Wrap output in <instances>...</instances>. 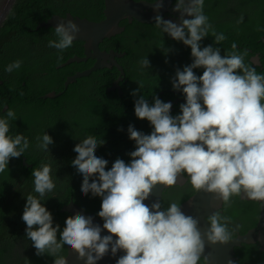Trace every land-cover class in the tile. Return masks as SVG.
I'll return each mask as SVG.
<instances>
[{"label":"clouds","instance_id":"9594fccd","mask_svg":"<svg viewBox=\"0 0 264 264\" xmlns=\"http://www.w3.org/2000/svg\"><path fill=\"white\" fill-rule=\"evenodd\" d=\"M151 4L158 13L164 0ZM203 8L204 0H176L173 11L180 13L179 23L159 14L153 18L162 33L190 46L194 58L183 70L177 68L172 80L173 89H182L185 94L180 114L171 115L172 103L158 96L151 105L144 96L136 99V117L147 119L153 128L145 134L128 126L129 139L136 145L128 153V163L117 158L109 168L108 160L96 152L104 139L88 136L74 146L77 155L71 164L83 176L82 194L91 192L102 197L97 213L104 221L102 228L82 213L68 216L62 231L58 224L53 226L52 213L41 203L56 187L51 167L44 164L32 170L39 198L26 197L22 220L36 255L47 253L55 257L54 264H67L59 255L67 245L84 264H97L109 252L115 257L118 251L124 254L116 264H199L203 258L208 264L198 219L182 212L177 202L166 209H162L160 200L151 206L144 203L157 186L175 187L185 175L193 189L215 193L225 206H231L232 198L239 196L264 208V73L258 74L255 67L245 63L248 50L237 51L236 43L232 44L233 51L223 56L219 47L201 48L200 42L210 29L216 43L226 39L212 29ZM54 29L57 39L50 40L48 47L61 53L73 45L80 31L72 19L61 20ZM140 64L146 69L151 66L147 57ZM20 66L17 60L5 71ZM196 68H203V74L197 76L193 71ZM16 119L10 108H6V117L0 118V173L8 169L10 159L19 158L29 148L23 134L9 135V121ZM37 139V146L49 151L52 137L45 132ZM207 220L210 227L204 235L208 242L227 243L236 237L229 229L231 218L220 211ZM103 229L109 234L101 236ZM258 245L259 251H264ZM241 246L235 247V264H239L236 248Z\"/></svg>","mask_w":264,"mask_h":264},{"label":"trees","instance_id":"16d2710c","mask_svg":"<svg viewBox=\"0 0 264 264\" xmlns=\"http://www.w3.org/2000/svg\"><path fill=\"white\" fill-rule=\"evenodd\" d=\"M104 7V0H17L0 30V118L6 117V106L14 110L17 119L9 121V135L20 133L29 140L25 153L10 159L8 169L0 173V264L54 262L55 257L47 253L36 255L25 233L22 214L26 197L33 195L39 198L34 191L32 170L44 164L51 167L56 187L41 203L52 213L53 226L58 224L60 231L65 227L66 218L71 216L62 208L71 200L98 216L102 197L93 196L91 192L82 194L83 176L71 164L77 155L73 151L74 146L88 136L95 137L97 141L104 139L105 143L99 145L96 152L108 160L109 168L117 158L130 162L128 153L135 150L136 145L129 139L128 126L133 125L145 134H150L153 128L147 119L136 117L135 100L144 96L151 105L154 96L162 97L163 102L174 98L171 90L177 68L183 70L193 62L190 46L162 33L155 22L148 24L134 20L129 23L123 20L120 25L125 27L124 31L100 44L107 50L115 44V50L126 52L125 57L117 58L125 72L119 83L121 91L108 90L120 75L113 67L99 69L77 79L60 96L44 98L51 91L63 90L67 76L89 68L94 60L59 67L72 56H83V42L73 41V45L61 53L48 47L50 40L57 39L55 29L37 26L53 15L65 17L68 13L100 21L104 17ZM203 11L215 33H222L226 39L216 43L210 29L209 35L200 42L201 48L208 45L219 47L223 56L231 53L232 44L236 43L237 51L248 50L245 63L255 67L258 74L264 73V0H204ZM147 43H150V51L145 57L151 65L148 69L140 66L138 54L142 51L140 45ZM143 48L147 49V46ZM256 54L260 64L253 61ZM17 60L21 61L18 69L5 71ZM193 71L200 76L204 69ZM136 89L139 91L133 95ZM177 101L170 110L173 116L180 114L179 106L186 102L184 99ZM45 132L53 139V143L48 145L49 151L37 146V138ZM195 191L190 182L166 189L161 200L162 209L171 202L182 204ZM248 204V200L233 197L231 206L224 205L221 214L240 220L237 209L242 206L248 208ZM256 221L257 217L242 225L240 232L245 233ZM230 231L236 234L234 230ZM236 250L239 264H264V251H259L256 245L243 244ZM66 254L65 245L59 255L65 257ZM199 264H204L203 259Z\"/></svg>","mask_w":264,"mask_h":264},{"label":"water","instance_id":"95a60500","mask_svg":"<svg viewBox=\"0 0 264 264\" xmlns=\"http://www.w3.org/2000/svg\"><path fill=\"white\" fill-rule=\"evenodd\" d=\"M17 0H0V30L7 19L12 7ZM105 7L103 10V19L100 21H92L87 18H81L79 16H73L68 13L65 17L60 15H53L47 21L39 23L37 28H55L57 23L63 20L66 22L68 19L74 20L80 27V31L76 34L74 41L83 42V56L75 55L70 57L64 63L60 64L59 67H64L72 63L87 62L89 59L94 60L93 64L82 71H77L74 74L67 76L64 82V89L60 92L51 91L50 93L44 95V98H55L62 95L65 90L69 87L71 83L77 81V79L90 75L92 72L104 68L116 67L120 72L119 77L113 82V84L108 88L109 91L120 89L119 83L124 79V68L117 61V58L124 56L125 53H120L118 51L102 50L100 49V44L106 38H111L117 34L124 31L125 27L120 25V22L127 20L132 23L134 20L140 23H153L155 15H162L166 20H172L175 23H179L180 13L173 11L175 4L174 0H164L163 7L160 11L154 12L150 1L146 0H104ZM185 18L190 19L192 17L185 16ZM254 63L260 64L259 55L253 58ZM185 100V99H184ZM171 102V101H168ZM172 103V102H171ZM6 106L4 110L7 108ZM188 181V177H185L177 183V185H184ZM176 185V186H177ZM169 187L157 186L153 190V195L150 199L145 200L144 203L151 206L156 200H162L163 194ZM247 199V198H246ZM181 211L186 215H192L194 218L198 219V228L200 229L202 236L205 240V250L203 255L208 257V264H228L229 260L232 264H235L237 259L235 255V247L241 246L242 244L260 243L262 249H264V230L252 229L245 234L237 235L232 241L227 243L217 242L215 244L207 241L206 232L207 228L210 227V222L207 217L215 211L222 212L223 202L217 198L215 193L201 191H195L188 200L180 204ZM62 211H66L72 215L82 213L86 216H91L93 218V223L103 226V220L93 213L87 212L83 207L78 205L74 201H70L66 204ZM264 218V212L262 213ZM261 222V221H260ZM259 231V232H258ZM106 229L101 231V236L108 235ZM115 239V237H114ZM67 246V245H66ZM123 251H118L116 256L113 257L109 252L108 255L104 256L103 259L99 260L97 264H116V260L123 255ZM67 264H84V261L78 260L76 254L67 246V254L64 257ZM203 258V256L201 257ZM204 259V258H203ZM48 264H54L48 263Z\"/></svg>","mask_w":264,"mask_h":264},{"label":"flooded vegetation","instance_id":"af4514ba","mask_svg":"<svg viewBox=\"0 0 264 264\" xmlns=\"http://www.w3.org/2000/svg\"><path fill=\"white\" fill-rule=\"evenodd\" d=\"M175 2H176V0H174L173 1V4H175ZM149 44L150 43H147V44H145V45H140V47L142 48V51L140 52V53H138L139 54V56L141 57V60L143 59V58H145V54H147L149 51H150V47H149ZM114 46H115V44H112V48L111 47H109L108 49L109 50H107V49H103V48H101V45H100V49H102V50H106V51H110V50H114V51H117V50H115V48H114ZM147 46V49H144L143 47H146ZM119 52V51H118ZM120 53H125V55H126V52L124 51V52H120ZM138 54H136V55H138ZM256 55H258V54H256ZM255 55V56H256ZM254 56V57H255ZM125 57V56H124ZM253 57V58H254ZM132 58V57H131ZM131 58H130V60H131ZM90 60V59H89ZM129 60V61H130ZM140 60V61H141ZM187 60V63H189V60L188 59H186ZM118 62H119V60H117ZM128 61V62H129ZM127 62V63H128ZM132 62H136L137 63V61H132ZM120 64H121V62H119ZM122 65V64H121ZM128 65V64H127ZM123 66V65H122ZM140 66H141V64H140ZM176 67V66H175ZM124 68V67H123ZM87 69V68H86ZM85 70V69H84ZM82 71V70H81ZM171 92H172V94H173V96H175L174 98H172V97H170V98H167L166 99V102H168V101H171L172 102V109L174 108V106H175V104L177 103V102H179V101H177V100H183V99H185V94H183V92H182V89L181 90H175V89H172L171 90ZM161 94H164V91H161L160 92ZM160 94V95H161ZM161 100H162V97H159ZM189 181H187L186 183H188ZM185 183V184H186ZM241 198V197H240ZM246 200V199H245ZM249 201V204L248 205H246V206H248V208H244L245 206H242V207H240L239 209H237V212L240 214V217H241V219L239 220V219H237V220H235V219H233V218H231L229 215H227L228 217H230L231 218V223L229 224V229H232V230H234V233H236L235 234V236H237V235H240V234H242L241 232H240V227L242 226V225H246V224H248L249 222H251L255 217H257V221H256V224L253 226V227H251V228H249L247 231H250V230H252V229H257V227L259 228V231L260 230H264V218L262 217V213L264 212V208H261L260 207V205L257 203V202H255V201H253V200H248ZM223 206H224V204H223ZM233 210H235V209H233ZM222 212H223V210H222ZM230 214H231V212H230ZM261 221V222H260ZM258 231V232H259ZM256 246H258L259 247V245H258V242L256 243ZM245 253V252H244ZM246 254V253H245Z\"/></svg>","mask_w":264,"mask_h":264}]
</instances>
